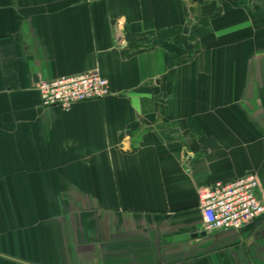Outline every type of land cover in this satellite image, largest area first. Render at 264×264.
Here are the masks:
<instances>
[{"label": "crops", "instance_id": "1", "mask_svg": "<svg viewBox=\"0 0 264 264\" xmlns=\"http://www.w3.org/2000/svg\"><path fill=\"white\" fill-rule=\"evenodd\" d=\"M93 70L107 96L40 106ZM247 173L264 196V0H0V264H264V214L197 208Z\"/></svg>", "mask_w": 264, "mask_h": 264}, {"label": "built area", "instance_id": "2", "mask_svg": "<svg viewBox=\"0 0 264 264\" xmlns=\"http://www.w3.org/2000/svg\"><path fill=\"white\" fill-rule=\"evenodd\" d=\"M40 106L68 110L77 102L100 100L109 94L108 82L93 70L36 84ZM198 211L206 231L236 230L264 214L258 177L247 173L228 183L197 189Z\"/></svg>", "mask_w": 264, "mask_h": 264}, {"label": "water", "instance_id": "3", "mask_svg": "<svg viewBox=\"0 0 264 264\" xmlns=\"http://www.w3.org/2000/svg\"><path fill=\"white\" fill-rule=\"evenodd\" d=\"M186 238H187V236H179V237L175 238V240H181V239H186Z\"/></svg>", "mask_w": 264, "mask_h": 264}]
</instances>
